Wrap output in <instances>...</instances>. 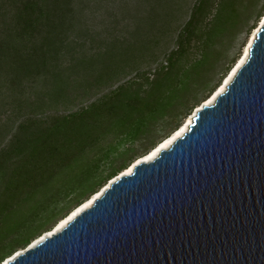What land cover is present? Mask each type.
Masks as SVG:
<instances>
[{
    "label": "water",
    "instance_id": "95a60500",
    "mask_svg": "<svg viewBox=\"0 0 264 264\" xmlns=\"http://www.w3.org/2000/svg\"><path fill=\"white\" fill-rule=\"evenodd\" d=\"M0 264H264V22L169 146Z\"/></svg>",
    "mask_w": 264,
    "mask_h": 264
},
{
    "label": "rangeland",
    "instance_id": "374dc122",
    "mask_svg": "<svg viewBox=\"0 0 264 264\" xmlns=\"http://www.w3.org/2000/svg\"><path fill=\"white\" fill-rule=\"evenodd\" d=\"M199 2L74 0L77 19L66 20L64 39L45 66L58 73L56 81L63 91L54 98L46 83L49 74L44 72L36 75L31 87L24 80L23 92L6 83V94H0V148L20 122L35 129L48 116L77 110L123 85L137 95L129 100L121 96L128 102L121 119L86 147L69 170L84 169L91 158L102 156L92 186L97 189L109 180L113 168L143 155L193 113L240 55L264 9V0H203L195 25L187 32V21ZM12 4L0 0L2 36L7 33ZM138 120L142 126L135 131ZM90 190L79 195L78 190L70 192L32 238L43 234Z\"/></svg>",
    "mask_w": 264,
    "mask_h": 264
},
{
    "label": "trees",
    "instance_id": "16d2710c",
    "mask_svg": "<svg viewBox=\"0 0 264 264\" xmlns=\"http://www.w3.org/2000/svg\"><path fill=\"white\" fill-rule=\"evenodd\" d=\"M9 1L13 3L14 10L6 27L7 33L0 35V94H6V83L19 87L18 91L23 92L26 85L31 87L37 82V74L44 72L49 74L46 82L48 90L56 98L57 93L63 91L56 81L58 73L50 72L45 66L64 39L63 26H68L65 23H73L77 19L74 14L78 9L74 0ZM220 5L222 8V3ZM203 6V0H200L194 7L187 21V32L192 31L196 16ZM219 15L220 13L217 16ZM24 80L28 84L24 85ZM3 86L5 89H2ZM35 91L41 92L39 89ZM124 94L129 100L137 92H129L120 85L105 97L91 101L77 110L48 116L35 129L28 128V122H20L6 146L0 148V261L13 251L21 249H15L18 246L30 244L40 236L42 233L32 238L37 227L56 214V205L70 192L78 190L79 195L91 189L90 194L79 200L72 207L74 208L132 162L113 168L107 175L109 180L97 189H92V186L96 183L95 177L102 156L91 158L84 169H78L80 171H69L79 160L80 153L92 145L112 123L121 119L128 107V102L125 103L121 97ZM141 126L138 120L135 131ZM108 152L109 150L102 155L106 156ZM28 201L31 203L25 207Z\"/></svg>",
    "mask_w": 264,
    "mask_h": 264
},
{
    "label": "bare ground",
    "instance_id": "6f19581e",
    "mask_svg": "<svg viewBox=\"0 0 264 264\" xmlns=\"http://www.w3.org/2000/svg\"><path fill=\"white\" fill-rule=\"evenodd\" d=\"M263 22H264V10H263V13L260 16L256 26L251 30L250 34L248 35L247 40H246L245 44L242 47V51H241L240 55L236 58V60L234 61L232 66L229 68V70L226 72L224 77H222L220 83L215 87V89L211 92V94L202 101L201 104L213 102L215 96L219 92H221V91H223L225 89L226 84L231 80V78L233 77L234 73L236 72L238 66L240 64H242V62H244V60L246 59V57L248 55V51H249V46H250L251 42L254 39V36H255V33H256L258 27ZM201 104H198L196 106V108L193 110V113H190L189 115H187L184 118V120L182 121V123L176 129H174L169 135H167L166 137L161 139L159 142H157L145 154H143V155L137 157L136 159H134L125 169H123L121 172H119V174L126 173V172H131L133 170L134 164L136 162H139L140 160H150V159H152L154 156H156L158 154V152H159V150L161 148L169 146L170 143L174 140V138H176L177 136L182 134L187 129L188 124L192 121L193 115L195 114L196 110L201 106ZM113 179H114V177L111 178L106 184L101 186L95 193H92L86 200H84L78 206L72 208L64 217L60 218L53 225V227L50 230H48L47 232H44L43 234H41L40 236L35 238L33 241L30 242V244H34L35 242H37L38 240L42 239L47 234H51L52 232L57 231L59 228H61L77 212H79L82 208H84V207L88 206L89 204H91L93 199L96 196H98L102 192V190L108 185V183L111 180H113ZM18 251H20V249L15 251V253L18 252Z\"/></svg>",
    "mask_w": 264,
    "mask_h": 264
}]
</instances>
